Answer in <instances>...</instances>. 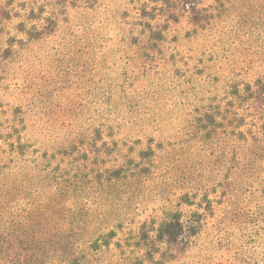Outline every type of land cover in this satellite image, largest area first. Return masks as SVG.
Segmentation results:
<instances>
[{
    "label": "rangeland",
    "instance_id": "obj_1",
    "mask_svg": "<svg viewBox=\"0 0 264 264\" xmlns=\"http://www.w3.org/2000/svg\"><path fill=\"white\" fill-rule=\"evenodd\" d=\"M263 78L264 0H0V264H264Z\"/></svg>",
    "mask_w": 264,
    "mask_h": 264
},
{
    "label": "trees",
    "instance_id": "obj_2",
    "mask_svg": "<svg viewBox=\"0 0 264 264\" xmlns=\"http://www.w3.org/2000/svg\"><path fill=\"white\" fill-rule=\"evenodd\" d=\"M256 87L248 85L247 88L236 90V98H231V103H235L233 99H239V97L243 98L245 93H249L251 98L245 99L244 110L245 112H241L239 110L240 106H236L232 108L233 118L229 120V118L222 117L224 123L219 124L217 122L215 115H212L211 112L205 111L201 116H199V120L201 121V125L203 129L205 127H209L208 129H215L216 126H221L225 130V134L228 136H233L238 140H241L243 143L248 141L251 137L255 139V142H264V78L259 81ZM244 94V95H243ZM247 101V102H246ZM233 107V106H232ZM231 110V109H230ZM209 125V126H208ZM215 126V127H212ZM251 127V128H250ZM252 128L254 130L252 131ZM10 146H15V142L9 143ZM23 143H19V146H23ZM17 148V147H16ZM141 155L148 154L152 152V148L140 150ZM23 153H27V150H23ZM2 165L0 162V168L2 169ZM12 226H17L15 223H12ZM182 221L180 220V214L178 212L171 213L170 216H165L161 218L154 228L152 241L154 243V252L160 251L161 247L165 244H176L185 241H189V238L185 237L186 228ZM195 230V229H194ZM192 230V231H194ZM115 231L111 230L104 234V236L95 241L97 246L107 245L109 246V238L110 235L114 234ZM149 238V236H148ZM150 239V238H149ZM100 241V242H99ZM78 260H71L69 264H75Z\"/></svg>",
    "mask_w": 264,
    "mask_h": 264
}]
</instances>
